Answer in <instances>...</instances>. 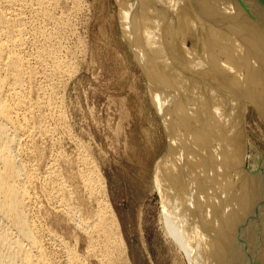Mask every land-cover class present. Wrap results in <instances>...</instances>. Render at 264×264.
<instances>
[{"label": "bare ground", "instance_id": "obj_1", "mask_svg": "<svg viewBox=\"0 0 264 264\" xmlns=\"http://www.w3.org/2000/svg\"><path fill=\"white\" fill-rule=\"evenodd\" d=\"M116 1L168 129L154 174L165 231L190 264H264V156L246 164L248 105L264 117V8L254 0ZM52 12L46 0H0V264H59L60 246L53 254L46 239L64 245L68 261L84 263L52 226H63L60 213L105 237L116 225L104 205L92 217L87 197L75 203L57 161L38 168L42 138H54L66 121L56 83L40 81L68 63L47 26ZM84 177L93 196L92 177Z\"/></svg>", "mask_w": 264, "mask_h": 264}, {"label": "rangeland", "instance_id": "obj_2", "mask_svg": "<svg viewBox=\"0 0 264 264\" xmlns=\"http://www.w3.org/2000/svg\"><path fill=\"white\" fill-rule=\"evenodd\" d=\"M46 1L53 11L48 19L51 23H47L48 29L57 33L54 39H58V42L54 44L57 43L55 46L60 49L59 56L64 55L63 60L68 59L65 64L69 66L65 65L66 71L58 74L64 73V77L53 74L55 78L51 74L49 79H40L44 83H56V95L59 97L56 99L60 100V106L63 101L61 108L66 121L63 120L61 127L56 129V134L52 135L54 138L45 137L42 138L43 142H39L44 144H39L41 148H45L42 150L43 157L39 159L44 163L40 161L38 168L43 173L51 163L57 161L60 173H64L62 175L66 180L70 178L68 183L77 191L75 203L80 201L79 194L87 197L88 212H83H91L89 215L92 216L98 207L104 205V210L106 208L110 212L106 217L108 224H112L113 219L116 222L109 232L111 238L105 237L102 231L100 234L93 232L95 247L89 246V241L92 237L94 239L92 230L87 233L83 229L84 232L76 222L68 220V216L60 212L61 216L57 212L55 216H65L61 220L64 224L55 227L53 224V228L58 227L55 230L64 235L65 241L70 244L68 246L75 247L82 255L81 261L84 263L81 264H190L164 228L161 197L155 186L154 174L157 160L168 147V129L152 99L147 73L136 61L129 41L123 36L117 1ZM254 1L264 8V0ZM34 16V19H39L36 18V22L32 19L33 22L38 24L43 21L37 14ZM57 22H60L59 25ZM63 25L68 26L65 28ZM246 126L249 139L246 164L253 168L254 163H259L264 156V117L254 104L248 105ZM82 157L88 159L83 161ZM84 176L92 177L97 194L88 195L90 189L85 186ZM50 216L53 218L54 213ZM109 216L113 219L110 220ZM48 219L51 223V218ZM90 232L92 237L88 236ZM46 241L52 252L54 250L56 253L59 248L62 250L54 255L59 264H73L68 261L64 245L49 239Z\"/></svg>", "mask_w": 264, "mask_h": 264}]
</instances>
